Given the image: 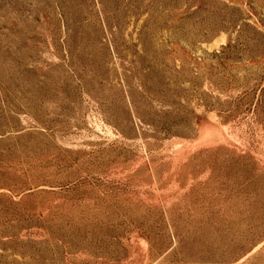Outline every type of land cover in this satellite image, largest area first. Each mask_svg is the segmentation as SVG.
I'll return each mask as SVG.
<instances>
[{
  "label": "rangeland",
  "instance_id": "rangeland-1",
  "mask_svg": "<svg viewBox=\"0 0 264 264\" xmlns=\"http://www.w3.org/2000/svg\"><path fill=\"white\" fill-rule=\"evenodd\" d=\"M0 264H264V0H0Z\"/></svg>",
  "mask_w": 264,
  "mask_h": 264
}]
</instances>
